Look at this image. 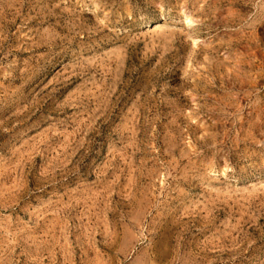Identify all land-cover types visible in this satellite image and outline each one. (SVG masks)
I'll return each instance as SVG.
<instances>
[{
	"label": "rangeland",
	"instance_id": "obj_1",
	"mask_svg": "<svg viewBox=\"0 0 264 264\" xmlns=\"http://www.w3.org/2000/svg\"><path fill=\"white\" fill-rule=\"evenodd\" d=\"M0 264H264V0H0Z\"/></svg>",
	"mask_w": 264,
	"mask_h": 264
}]
</instances>
